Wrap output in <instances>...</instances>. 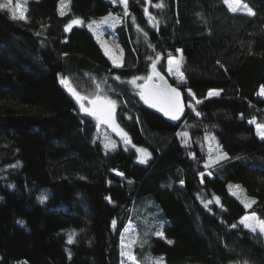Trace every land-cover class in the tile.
Listing matches in <instances>:
<instances>
[{"label": "trees", "instance_id": "obj_1", "mask_svg": "<svg viewBox=\"0 0 264 264\" xmlns=\"http://www.w3.org/2000/svg\"><path fill=\"white\" fill-rule=\"evenodd\" d=\"M60 1L29 0L26 19L0 8V264H122L123 233L141 198L150 238L136 242L138 252L148 247L166 264H264V237L240 223L251 213L264 221L256 126L264 122V0H241L252 15L231 12L225 0H128L127 17L113 0H70L63 13ZM110 13L122 21V66L85 25ZM73 20L85 24L69 29ZM178 49L180 81L166 70ZM152 64L184 93L188 115L178 126L130 83ZM62 79L82 96L114 100L148 163L112 133L119 147L105 150L98 121ZM207 135L227 154L211 168ZM230 182L254 203L232 196Z\"/></svg>", "mask_w": 264, "mask_h": 264}, {"label": "rangeland", "instance_id": "obj_2", "mask_svg": "<svg viewBox=\"0 0 264 264\" xmlns=\"http://www.w3.org/2000/svg\"><path fill=\"white\" fill-rule=\"evenodd\" d=\"M29 0H13L12 5L7 9L11 16L12 15V9L15 8L16 4L19 3L21 7L24 9V15L26 16V5ZM111 1V0H110ZM119 4H121L125 10L124 17H127L128 15V7L125 6L121 0H113ZM230 3L233 4H239L242 7L239 8L238 11L234 13H243V14H249L248 9H250L246 4H244L241 0H229ZM7 3V0H0V4ZM71 1L70 0H64V3L62 4L60 1V10L63 13L66 7H70ZM128 5V0H127ZM226 6L228 7V4L226 3ZM229 8V7H228ZM68 9V8H67ZM230 10V9H229ZM231 11V10H230ZM252 11V10H251ZM232 12V11H231ZM253 13V11H252ZM17 14H19V10L17 9ZM252 15V14H249ZM14 18V17H13ZM19 19V18H16ZM81 23L77 24H71V25H79V24H85L82 20ZM122 23L120 16L115 14H107L104 15L98 19L92 20L87 22L85 25L86 27L93 33L97 41L101 44L106 54L109 56V58L112 60V62L116 66H122L124 64V55L123 52L117 42L116 34H117V28ZM162 55H158L157 59L155 61V64L158 65L159 62L162 60ZM172 61L169 63V61ZM184 61L183 52L181 49H178L176 53L170 54L167 57V74L170 78L182 80L183 78V72H182V64ZM148 76H138L135 78H132L130 80L131 85L134 89H136L138 92L141 90L142 83L147 79ZM63 84L70 88V84L68 83L67 79H62ZM190 92V91H189ZM219 93L218 90H211L210 93ZM83 96L92 99L96 96H92L91 94L84 95ZM209 96H218V95H210ZM105 100L116 106V102L112 100L109 97H103ZM264 125L263 123H257V125ZM256 125V126H257ZM258 132L261 135V130L258 129ZM107 128L101 127L99 129V134L103 138L102 144L104 145L105 150H115L119 147L117 140L112 136V134L108 131ZM208 138H206V143L204 144L206 146V150L208 152V158L206 160L205 165L208 168L213 167L218 162L222 161L227 157V154L222 151L220 145L218 144L217 139L213 135H207ZM121 143L127 147V148H134L137 153V161L140 164L146 165L150 159V155L148 151L142 148H138L133 146L131 143H125L123 139H121ZM143 150V151H141ZM16 168V166H6L1 168L2 171H9L11 169ZM228 190L229 193L237 198L244 206L249 207L254 203V199L249 196L243 186L238 183L230 182L228 184ZM145 198H141L139 202L141 203ZM146 201V200H145ZM137 205L135 211H134V220L132 222H129L127 225L123 237H122V258L123 262L122 264H148L150 261L157 262V264H166L165 259L163 256H156L153 255L150 251H148V247L145 248L142 252H139L135 250L136 248V242H138V246H140V243L144 244L145 246V240L150 238V234L145 230V228L142 229V210L141 206ZM148 203V202H147ZM151 206V204H148ZM153 213V211H151ZM158 214V212H157ZM156 214L153 213L151 216L152 218H155ZM244 217H248V220L245 223H241V220ZM147 219L145 216H143V220ZM240 220V223L248 230L253 232L250 227H247V225H251L253 227H256V231L253 233L260 234L264 237V232L260 231L259 223L262 221L260 220L256 214H246L243 216ZM147 221V220H145ZM156 223V222H155ZM162 224L159 223L157 225L160 227ZM145 226V225H144ZM157 237H160L161 235H157V233L154 235ZM143 246V248H144Z\"/></svg>", "mask_w": 264, "mask_h": 264}, {"label": "water", "instance_id": "obj_3", "mask_svg": "<svg viewBox=\"0 0 264 264\" xmlns=\"http://www.w3.org/2000/svg\"><path fill=\"white\" fill-rule=\"evenodd\" d=\"M172 89L179 93V97L171 91ZM67 90L81 107L83 115L93 117L98 121V129L105 127L114 136L123 139L125 143H130L128 133L118 122L117 109L113 104L101 96L89 99L78 94L73 88H67ZM139 96L147 108L160 114L172 125L178 126L188 115V106L182 89L172 84L168 76L161 72L155 64L151 65L150 73L141 85ZM177 103L182 110L179 118L173 119L171 115H166L165 111H175Z\"/></svg>", "mask_w": 264, "mask_h": 264}, {"label": "snow or ice", "instance_id": "obj_4", "mask_svg": "<svg viewBox=\"0 0 264 264\" xmlns=\"http://www.w3.org/2000/svg\"><path fill=\"white\" fill-rule=\"evenodd\" d=\"M121 2L127 6V0H121ZM13 3V0H7V3L5 4H0V8H9ZM61 3L63 4L64 3V0H61ZM225 3L228 4V7L229 9L232 11V12H236L239 10L240 7H242L241 5L239 4H233V3H230L229 0H225ZM157 7H161L162 5L158 4L156 5ZM17 9L19 10V14H17ZM248 12L249 14H254L252 13L251 9H248ZM12 15L14 18H19V19H26V16L24 15V9L21 7V5L19 3L16 4L15 8L12 9ZM77 23H81V21L79 20H73L72 21V24H77ZM71 24L68 25V28L70 29L71 28ZM172 61L170 60L169 63H171ZM173 93H175V95L177 97H179V93L176 92L175 89H172L171 90ZM210 95H219V93H209ZM262 94H264V89H262ZM82 99V98H81ZM162 111H164V109H161ZM182 109L180 108L179 104L177 103V107L175 109V111H172V112H168V111H165V114L166 115H171L173 119H178L179 118V113ZM254 122V121H253ZM257 128L261 130V137L264 138V125H257ZM143 151V150H141ZM47 199V196L46 195H42L40 197V202L43 203L44 200ZM110 199V198H109ZM248 220V217H244L242 220H241V223H245L246 221ZM113 224H115V221H113ZM247 227H250L251 230L253 232L256 231V227H253L251 225H247ZM233 227H235V225H233ZM259 228H260V231L261 232H264V221H261L259 223ZM157 235H163V232H160V233H157ZM71 242V240L69 241ZM169 243H172V241H168Z\"/></svg>", "mask_w": 264, "mask_h": 264}]
</instances>
